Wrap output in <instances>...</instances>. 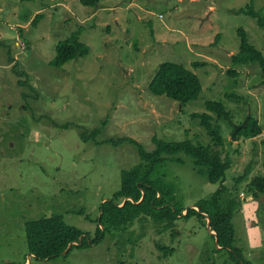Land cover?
I'll use <instances>...</instances> for the list:
<instances>
[{"label": "rangeland", "instance_id": "obj_1", "mask_svg": "<svg viewBox=\"0 0 264 264\" xmlns=\"http://www.w3.org/2000/svg\"><path fill=\"white\" fill-rule=\"evenodd\" d=\"M251 1L101 0L85 7L79 0H0V264H235L209 218L182 217L168 228L135 209L127 211L134 213L133 223L105 224L110 229L98 245L45 261L28 250L26 223L54 214L94 237L101 205L121 189L122 171L141 162L136 145L84 142L83 131L101 127L99 142L133 138L149 152L156 149L154 137L209 145L207 130L191 116L208 112L207 101H221L231 112L219 122L212 115L226 148L230 140L240 147L230 157L225 182L230 190L220 207L228 211L232 199L239 201L232 218L234 246L247 261L264 264V193L250 186L256 175L264 176V132L232 139L249 116L264 129L259 65L231 61L240 49V27L264 54V30L257 21L230 11ZM254 6L264 11V0H254ZM38 14L43 17L34 25ZM80 30L90 53L51 66L56 45ZM168 61L200 78L198 99L181 105L150 91L159 66ZM230 69L236 74H228ZM246 170L249 176L237 183L233 175ZM153 179L171 186L177 207L186 210L211 199L219 186L184 152L166 156Z\"/></svg>", "mask_w": 264, "mask_h": 264}, {"label": "trees", "instance_id": "obj_2", "mask_svg": "<svg viewBox=\"0 0 264 264\" xmlns=\"http://www.w3.org/2000/svg\"><path fill=\"white\" fill-rule=\"evenodd\" d=\"M101 0H79L85 7H95ZM235 14H245L257 21L258 26L264 30V11L256 10L254 0L241 9H230ZM43 16L38 14L33 24L37 25ZM240 37V49L237 54L231 56L233 66L257 64L264 77V54L253 45L248 36V32L240 27L238 29ZM81 30L74 32L67 40L60 41L56 45V56L50 62L51 66L60 68L70 61L84 57L90 53L87 44L80 40ZM220 41V36L216 38V43ZM203 63H194V67L203 66ZM228 74H236L235 69H230ZM25 75V74H23ZM27 85L25 80L22 82ZM264 84V81L262 82ZM148 88L156 96H167L174 101L185 105L198 99L202 92L200 78L186 66L177 62H163L149 83ZM208 112L193 113L192 118L200 120L201 125L207 130L211 137L209 145L194 143L191 140L166 142L154 137L156 149L147 151L144 146L133 138H120L99 142L97 138L102 134V128L98 127L92 131H83L81 136L84 142L92 141L97 145L111 143L113 146H120L123 143H132L137 146L141 162L123 170L121 174V189L111 200L105 201L101 205L102 214L99 218V226L94 237L85 234L81 229L68 225L63 216L54 214L45 216L25 225V231L30 255L41 261L52 260L64 256L63 252L72 244L69 254L74 248H85L101 243L106 237V232L111 228L121 226L129 222L133 223L134 213L127 211L136 210L137 213H146L154 218L156 222L165 223V226L174 227L175 222L182 217L191 218L197 216L205 222L210 219L211 227L217 233L219 245L231 249L235 264H253L247 261L242 250L234 246L236 241V230L232 223V218L240 209L235 199L231 200L228 211H222L220 199L230 190L225 182L227 176L232 172L231 156L240 153V147H232L233 141H229L230 148H226L227 140L222 135L219 125L221 120H229L232 115L221 101H207ZM216 115L217 124L214 122ZM105 125V123H103ZM264 132L257 119L249 116V123L246 129L239 131L238 135L245 138H254ZM179 152H184L193 157L198 172L206 176L213 185H219L215 194L209 200H204L189 209L177 207V198L174 189L165 185L162 180L153 179L158 166L165 160L166 156H174ZM237 183L249 176L246 170L243 176L233 175ZM251 188L264 193V176L256 175L251 183ZM226 193V194H225ZM254 195H258L254 192ZM126 201V202H125ZM139 202V203H137ZM125 203V204H124ZM124 204V205H123ZM196 207L199 209L197 210ZM238 207V208H237ZM184 211H187L186 214ZM105 224L109 225L105 227ZM104 226V228H102ZM215 237V235H213ZM216 238V237H215ZM74 243H78L75 245ZM164 253L173 252L168 247L158 246ZM12 264V263H4Z\"/></svg>", "mask_w": 264, "mask_h": 264}, {"label": "water", "instance_id": "obj_3", "mask_svg": "<svg viewBox=\"0 0 264 264\" xmlns=\"http://www.w3.org/2000/svg\"><path fill=\"white\" fill-rule=\"evenodd\" d=\"M248 123H249V117H247V118L245 119V121H244L241 125L236 126V127L234 128V132H233V135H232V139H233V140L236 139V137H237V135H238V133H239L240 130H242V129H246ZM185 214H186V213H185ZM70 249H71V248L69 247V248L64 252V254L68 253Z\"/></svg>", "mask_w": 264, "mask_h": 264}, {"label": "bare ground", "instance_id": "obj_4", "mask_svg": "<svg viewBox=\"0 0 264 264\" xmlns=\"http://www.w3.org/2000/svg\"><path fill=\"white\" fill-rule=\"evenodd\" d=\"M63 255H65L64 252H63Z\"/></svg>", "mask_w": 264, "mask_h": 264}, {"label": "clouds", "instance_id": "obj_5", "mask_svg": "<svg viewBox=\"0 0 264 264\" xmlns=\"http://www.w3.org/2000/svg\"><path fill=\"white\" fill-rule=\"evenodd\" d=\"M125 202H126V201H125ZM124 204H125V203H124ZM124 204H123V205H124Z\"/></svg>", "mask_w": 264, "mask_h": 264}]
</instances>
